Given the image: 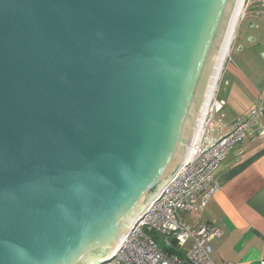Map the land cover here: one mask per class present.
Returning a JSON list of instances; mask_svg holds the SVG:
<instances>
[{"label": "water", "instance_id": "water-1", "mask_svg": "<svg viewBox=\"0 0 264 264\" xmlns=\"http://www.w3.org/2000/svg\"><path fill=\"white\" fill-rule=\"evenodd\" d=\"M242 1L0 0V264L115 257L190 156Z\"/></svg>", "mask_w": 264, "mask_h": 264}, {"label": "crops", "instance_id": "crops-1", "mask_svg": "<svg viewBox=\"0 0 264 264\" xmlns=\"http://www.w3.org/2000/svg\"><path fill=\"white\" fill-rule=\"evenodd\" d=\"M255 30L260 33V42L240 47L238 55L241 56H236L237 59L233 56V48L225 57L226 63L224 67L222 64L213 95L214 103L208 109L197 140L203 146L215 134L231 131L237 119L246 118L253 107L264 102V44L257 46L264 42V28ZM252 47L254 53L250 52ZM226 77L229 97L222 101L217 93ZM226 106L235 113L229 116ZM210 126L213 128L207 131ZM216 176L221 188L203 210L195 214L183 213L184 222L194 228L207 223L223 230V235L212 241V258L216 263L264 264V116L252 127L247 138L229 152ZM154 237L158 243H163L162 249L182 258L186 257L191 245L188 242L184 247L172 244L167 248L160 235L154 234Z\"/></svg>", "mask_w": 264, "mask_h": 264}, {"label": "built area", "instance_id": "built-area-1", "mask_svg": "<svg viewBox=\"0 0 264 264\" xmlns=\"http://www.w3.org/2000/svg\"><path fill=\"white\" fill-rule=\"evenodd\" d=\"M263 116L264 102L253 107L246 118L237 119L230 132L210 145L197 142L187 161L143 212L107 264H220L212 258V241L220 238L223 230L207 223L191 227L182 215L204 209L221 188L216 176L221 164ZM154 234L163 238L167 248L172 244L184 247L191 242L186 257L162 249Z\"/></svg>", "mask_w": 264, "mask_h": 264}, {"label": "flooded vegetation", "instance_id": "flooded-vegetation-1", "mask_svg": "<svg viewBox=\"0 0 264 264\" xmlns=\"http://www.w3.org/2000/svg\"><path fill=\"white\" fill-rule=\"evenodd\" d=\"M263 28L264 0H243L232 36L231 47L236 49L238 46H240V42L243 39L245 41H248L249 38H251V40L254 39L253 33L249 32H252L255 29L261 30ZM234 40L235 43L233 44Z\"/></svg>", "mask_w": 264, "mask_h": 264}, {"label": "rangeland", "instance_id": "rangeland-1", "mask_svg": "<svg viewBox=\"0 0 264 264\" xmlns=\"http://www.w3.org/2000/svg\"><path fill=\"white\" fill-rule=\"evenodd\" d=\"M243 31V30H242ZM257 34V35H256ZM253 35H254V39H252L251 40V38H249L248 39V41H245L244 39L243 40H241V42H240V46H238L236 49H234L233 48V56L237 59V57L238 56H241V55H238L239 54V52L241 51V50H239V48L240 47H247V46H249L250 44H252V43H256V42H260V40H261V37L259 36L260 35V33L258 34L257 33V31L255 30V31H253ZM235 43V40L233 41V44ZM233 44H232V46H233ZM232 48V47H231ZM243 49V48H242ZM247 53V52H246ZM253 54V53H252ZM251 55V54H250ZM237 56V57H236ZM227 60V59H226ZM225 63H226V61H225V59H224V61H223V67L225 66ZM229 77V76H228ZM228 77H226V80H225V82H223V81H221V83H220V87H219V89H218V93H217V95H218V97H219V99L220 100H222V101H224L225 99H228V97H229V95H228V93H227V84H228ZM214 95V94H213ZM213 103H214V96H212V99H211V103H210V106H208V109L210 108H212V105H213ZM227 105V104H226ZM229 105V104H228ZM245 107V104L244 105H242V107L241 108H244ZM235 110V109H234ZM229 112L228 114H229V116H231V113H235L234 111L232 112L231 111V109H230V107L229 106H226V112ZM239 112V111H238ZM211 113V112H210ZM228 119V118H227ZM227 119L225 118V122H227ZM213 127L212 126H210V127H208L207 128V131H211V129H212ZM230 132V131H229ZM228 133V132H227ZM226 133V134H227ZM223 135H225V134H220V133H218V134H215L212 138L209 136V138H211V140H210V142L208 143V144H206V145H204V146H208V145H210L211 143H213V142H215L217 139H219V138H221ZM162 238V237H161ZM160 243V247H163V243L160 241L159 242ZM167 247V246H166Z\"/></svg>", "mask_w": 264, "mask_h": 264}, {"label": "bare ground", "instance_id": "bare-ground-1", "mask_svg": "<svg viewBox=\"0 0 264 264\" xmlns=\"http://www.w3.org/2000/svg\"><path fill=\"white\" fill-rule=\"evenodd\" d=\"M214 89V88H213ZM213 89H212V91H211V93L209 94V100H208V103H207V105L209 104V102H210V99L212 98V96H213ZM209 106V105H208ZM208 111V107L206 108V112ZM199 135H200V130H199V132H198V134L196 135V138H195V140H194V142H193V145H192V147H191V149H190V154H191V152L193 151V148H194V145L196 144V142H197V140H198V138H199Z\"/></svg>", "mask_w": 264, "mask_h": 264}]
</instances>
